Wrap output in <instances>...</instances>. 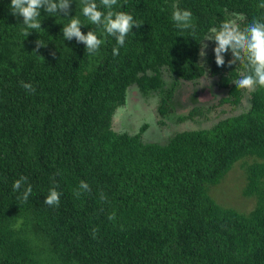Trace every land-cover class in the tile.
<instances>
[{"label": "trees", "instance_id": "trees-1", "mask_svg": "<svg viewBox=\"0 0 264 264\" xmlns=\"http://www.w3.org/2000/svg\"><path fill=\"white\" fill-rule=\"evenodd\" d=\"M261 3L118 0L113 10L143 25L113 55L116 39L82 14L81 0H72L69 15L41 9L42 28L28 36L23 18L11 14V0H0V264H264V88H237L239 62L228 65L230 50L222 67L215 52L204 64L199 55L209 28L232 14L264 22ZM173 4L192 12V27H176ZM74 16L82 32L104 40L97 54H86L75 38L64 40L63 25ZM37 40L46 46L35 53ZM205 76L222 90L209 112L245 99L249 109L221 118L220 111L211 128L162 143L151 141L140 120L126 122L134 130L115 129L114 115L133 92L141 101L161 92L158 128L170 127L177 97L190 83L187 105L179 102L192 109L174 125L205 114L198 84ZM239 163L243 195L255 201L246 212L210 195ZM21 176L27 181L14 191ZM82 180L90 191L79 188ZM28 184L32 193L22 203L17 197ZM53 187L58 207L44 203Z\"/></svg>", "mask_w": 264, "mask_h": 264}, {"label": "clouds", "instance_id": "clouds-1", "mask_svg": "<svg viewBox=\"0 0 264 264\" xmlns=\"http://www.w3.org/2000/svg\"><path fill=\"white\" fill-rule=\"evenodd\" d=\"M72 0H11L9 5L11 14L23 18L24 28L22 29L25 36L30 35L33 31L42 28V22L39 20L41 9L50 14L57 12L69 15L70 5ZM82 14L92 23L101 26L103 33L112 36L116 39L118 47L113 49V55H119V47L123 46L126 37L135 26L139 28L143 23L134 20L133 16L125 11H115L113 6L117 5L118 0H100V4L107 9V12L100 10L95 0H81ZM172 20L178 29H188L192 27V12L186 9H180L176 4L172 5ZM264 8V3L259 5ZM246 17L240 13H234L231 17L224 19L219 26L210 27L204 40L200 42L201 58L206 56L205 49L208 47L204 41H214L216 47L215 62L218 66L225 65V53L229 50L232 53V59L227 63L232 66L239 62L237 71L239 78L233 80V83L239 89L254 92L257 87L264 88V22L261 20L253 19L251 22L244 23ZM243 25V26H242ZM81 20L77 17H71L68 24L63 25L62 35L64 40H75L78 43H83L86 46V54L95 55L98 53L104 40L98 38L96 33L91 30L87 34L81 31ZM36 51L40 47L46 46L42 40H37ZM205 79V81H204ZM216 79H209L208 76L201 79L203 93L200 95V100L214 99V87L219 86ZM22 87L27 91L35 92V88L30 83L21 82ZM191 87L193 86L192 83ZM188 84V85H190ZM190 90H187L188 96ZM187 92L185 94H187ZM222 94V90L220 91ZM180 95V93H179ZM206 97V98H205ZM27 181V177L21 176L13 183L14 191H19ZM79 188L84 191H90L89 185L85 181H80ZM32 193V186L27 185L23 191L22 196L17 197L22 203L27 202L30 194ZM74 195L78 198L81 195L79 190H74ZM44 203L49 206H59L60 193L56 187L50 188ZM109 220L115 219V213L109 215ZM98 229L92 230V237L96 238Z\"/></svg>", "mask_w": 264, "mask_h": 264}, {"label": "rangeland", "instance_id": "rangeland-1", "mask_svg": "<svg viewBox=\"0 0 264 264\" xmlns=\"http://www.w3.org/2000/svg\"><path fill=\"white\" fill-rule=\"evenodd\" d=\"M204 43H207L208 47L205 49L206 56L204 58H201V63L204 64L207 57L214 53L215 45L212 43V41H205ZM212 79V78H209ZM205 81V79H204ZM201 84V82L199 83ZM194 85V84H193ZM192 89L191 84L190 85H184L183 89L180 91V95L178 98V101H176L177 104V112L173 117L177 119L182 114H188L190 110L192 109L187 108V106L182 107L181 103H185L187 105V97L188 92L187 90ZM187 92V94H185ZM138 92H133V95H129L130 101L127 103L126 106L123 108L117 110V112L114 115L113 118V124H117L115 126L116 130L126 129V130H134L132 129V126L126 125V122L129 124L135 123V120H140V122H144L149 126L148 134L154 135L155 142L162 143L167 138L173 137L177 133H181L184 131H192V130H201V129H209L211 128L215 123H217L219 120L215 117V113H219L221 110L219 109H213V112H209V108H213L215 105H218L220 102V95L221 92L217 87H214L213 94L214 99L202 100V108L205 109V114L199 113L194 119L187 120L184 122H178L176 125H174V120H169L170 127H159V120L160 115L158 114V106L160 104V101L163 100L161 92H157L158 96L156 98H152L150 95L147 98H143V101L134 99V95ZM165 94V93H164ZM132 96V97H131ZM139 97V94H137V97ZM206 98V97H205ZM219 98V99H218ZM132 100V101H131ZM159 100V101H158ZM183 102H181V101ZM135 101V102H134ZM181 103H180V102ZM180 103V105H179ZM200 104H197L200 106ZM249 102L247 99L243 100L242 103L237 107L234 108L230 105H225L227 110L221 111L219 113L220 118L222 115L224 116H233L236 114L241 113L243 110L249 109ZM234 108V109H233ZM188 112V113H187ZM172 117V116H171ZM209 119H205V118ZM128 120V121H127ZM176 121V120H175ZM168 138V139H169ZM251 162V161H247ZM245 169L242 166V163H239L238 165H235L232 170L225 176V178L215 186H212L210 188V195L213 197V199L220 204L221 206H231L234 207L240 211H249L252 209L255 205V201L253 199H247L243 195V186L245 187ZM223 204V205H222Z\"/></svg>", "mask_w": 264, "mask_h": 264}]
</instances>
